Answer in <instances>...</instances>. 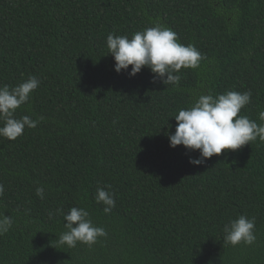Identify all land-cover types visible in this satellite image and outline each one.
I'll return each instance as SVG.
<instances>
[{"label":"trees","instance_id":"16d2710c","mask_svg":"<svg viewBox=\"0 0 264 264\" xmlns=\"http://www.w3.org/2000/svg\"><path fill=\"white\" fill-rule=\"evenodd\" d=\"M155 22L204 57L178 85L153 83L147 67L114 70L107 35ZM33 75L40 85L16 115L44 119L14 141L0 137V215L13 218L0 264H264V142L194 166L198 150L165 135L209 90H251L240 115L261 123L264 0H0V86ZM98 185L115 194L109 214ZM72 207L106 230L91 247L55 240ZM239 215L255 218L252 245L224 243V224Z\"/></svg>","mask_w":264,"mask_h":264},{"label":"clouds","instance_id":"9594fccd","mask_svg":"<svg viewBox=\"0 0 264 264\" xmlns=\"http://www.w3.org/2000/svg\"><path fill=\"white\" fill-rule=\"evenodd\" d=\"M106 45L114 57L117 73L128 71L131 66L128 74L135 76L147 67L153 73V83L161 82L167 86L178 85L181 77L177 73L182 68H198L204 58L194 45L180 43L177 33L158 22L135 31L131 37L110 33ZM39 85L40 80L33 75L14 87L0 86V137L14 141L26 128L35 129L44 119L41 116L34 120L28 115L17 118L16 115V110L29 101ZM252 95L251 90H229L215 96L210 90L208 94H199L190 107L182 108L174 115L177 122L175 132L165 133L170 147L183 145L189 153L198 150V156H189V163L200 166L224 150H237L257 139L264 142V111L258 114L259 124L247 115H240L241 110L251 103ZM110 189L111 185H98L96 190V202L104 205L105 214L111 213L116 206L115 194ZM3 192L4 186L0 184V195ZM35 193L41 200L45 198L43 186L36 187ZM64 221L65 231L55 239L59 245L74 248L83 243L91 247L99 237L107 234L103 227L93 224L85 208L72 207L64 213ZM12 225L11 216L0 215V235L6 234ZM223 233L225 244L252 245L256 240L255 218L239 215L224 224Z\"/></svg>","mask_w":264,"mask_h":264}]
</instances>
